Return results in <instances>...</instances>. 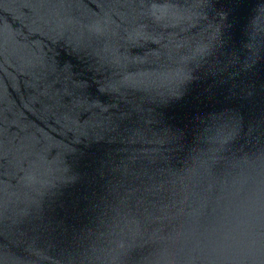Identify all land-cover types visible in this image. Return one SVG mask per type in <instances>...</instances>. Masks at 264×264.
Segmentation results:
<instances>
[{"label": "water", "instance_id": "1", "mask_svg": "<svg viewBox=\"0 0 264 264\" xmlns=\"http://www.w3.org/2000/svg\"><path fill=\"white\" fill-rule=\"evenodd\" d=\"M0 264H264V0H0Z\"/></svg>", "mask_w": 264, "mask_h": 264}]
</instances>
